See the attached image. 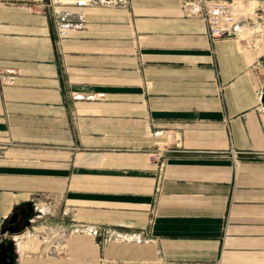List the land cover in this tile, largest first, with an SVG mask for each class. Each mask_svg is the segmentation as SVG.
<instances>
[{"label": "crops", "instance_id": "0c3cea01", "mask_svg": "<svg viewBox=\"0 0 264 264\" xmlns=\"http://www.w3.org/2000/svg\"><path fill=\"white\" fill-rule=\"evenodd\" d=\"M6 239L1 264H264V41L212 42L182 0H0Z\"/></svg>", "mask_w": 264, "mask_h": 264}, {"label": "built area", "instance_id": "2783aa9c", "mask_svg": "<svg viewBox=\"0 0 264 264\" xmlns=\"http://www.w3.org/2000/svg\"><path fill=\"white\" fill-rule=\"evenodd\" d=\"M250 0H182V6L189 15L199 16L205 19L208 26V35L212 42L229 37L242 39L249 47L253 41L243 36L246 28L253 27L254 20L241 9L242 4H248ZM80 3L103 5L108 7H127L131 0H77ZM56 3H53V5ZM56 24L59 32L70 29H80L86 25L84 14H76L75 19L65 23L57 21L60 14L55 6ZM243 11L244 13H242ZM161 153H152L151 159L161 161ZM205 264H221L219 261Z\"/></svg>", "mask_w": 264, "mask_h": 264}, {"label": "rangeland", "instance_id": "374dc122", "mask_svg": "<svg viewBox=\"0 0 264 264\" xmlns=\"http://www.w3.org/2000/svg\"><path fill=\"white\" fill-rule=\"evenodd\" d=\"M247 6L248 10H243L245 12V15H248L251 17V19L254 20L253 22V27L251 28H246L245 31H243V36L248 38V40H251L254 42L253 45H251V48H257L259 49L261 46L262 41H264V0H256V1H248V4H245ZM250 8V9H249ZM241 11L242 13H244ZM42 206L36 205V203L33 204L34 209L36 211V214L34 215L33 218L35 220H40L41 218H37L36 215H42L43 217H49L47 219H43L40 221L41 226L48 224V226H53L54 223L56 222V218L58 217V208L60 205L52 199H42ZM42 210V211H40ZM38 211V212H37ZM56 217V218H54ZM39 224V225H40ZM35 238L33 240H37V243L43 242L44 237L46 238V241L52 240V242L55 240H58L57 238L55 239V235L50 233L48 229L42 228L41 232L35 233ZM39 237V239H38ZM15 242V241H14ZM4 246L3 249L0 250V253L5 251L7 253L8 257H11L13 252H12V247H13V242L10 239H6L4 241ZM39 245V244H38ZM101 264V262H100Z\"/></svg>", "mask_w": 264, "mask_h": 264}, {"label": "flooded vegetation", "instance_id": "af4514ba", "mask_svg": "<svg viewBox=\"0 0 264 264\" xmlns=\"http://www.w3.org/2000/svg\"><path fill=\"white\" fill-rule=\"evenodd\" d=\"M33 209L31 207L27 208V209H19V218L21 221H23V223H21L23 226L25 223L30 222L31 219V214H32ZM25 222V223H24ZM21 224H17V226H14L15 229H19ZM7 257V253L5 251H3V253H0V259L3 260V262L5 261Z\"/></svg>", "mask_w": 264, "mask_h": 264}, {"label": "water", "instance_id": "95a60500", "mask_svg": "<svg viewBox=\"0 0 264 264\" xmlns=\"http://www.w3.org/2000/svg\"><path fill=\"white\" fill-rule=\"evenodd\" d=\"M18 217H19V212L15 211V213L12 215V218L10 221L15 222V221H17ZM1 262H3V260L0 259V264H1Z\"/></svg>", "mask_w": 264, "mask_h": 264}, {"label": "bare ground", "instance_id": "6f19581e", "mask_svg": "<svg viewBox=\"0 0 264 264\" xmlns=\"http://www.w3.org/2000/svg\"><path fill=\"white\" fill-rule=\"evenodd\" d=\"M241 9H242V10H246V11L248 10L247 6H245L244 4H242ZM249 9H250V8H249Z\"/></svg>", "mask_w": 264, "mask_h": 264}]
</instances>
